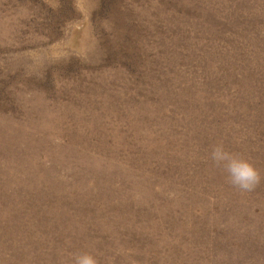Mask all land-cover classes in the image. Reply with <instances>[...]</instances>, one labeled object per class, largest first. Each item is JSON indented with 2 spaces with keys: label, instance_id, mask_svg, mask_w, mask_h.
<instances>
[{
  "label": "rangeland",
  "instance_id": "374dc122",
  "mask_svg": "<svg viewBox=\"0 0 264 264\" xmlns=\"http://www.w3.org/2000/svg\"><path fill=\"white\" fill-rule=\"evenodd\" d=\"M80 252L264 264V0H0V264Z\"/></svg>",
  "mask_w": 264,
  "mask_h": 264
},
{
  "label": "clouds",
  "instance_id": "9594fccd",
  "mask_svg": "<svg viewBox=\"0 0 264 264\" xmlns=\"http://www.w3.org/2000/svg\"><path fill=\"white\" fill-rule=\"evenodd\" d=\"M214 166L227 174L228 183L241 191H252L261 182L258 169L243 156L226 150L223 144H216L209 153ZM73 264H99L92 252H80L72 256Z\"/></svg>",
  "mask_w": 264,
  "mask_h": 264
}]
</instances>
